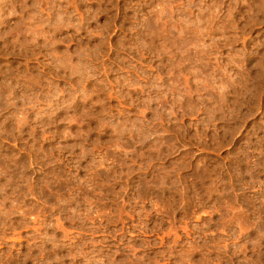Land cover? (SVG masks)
Returning <instances> with one entry per match:
<instances>
[{
    "label": "rangeland",
    "instance_id": "rangeland-1",
    "mask_svg": "<svg viewBox=\"0 0 264 264\" xmlns=\"http://www.w3.org/2000/svg\"><path fill=\"white\" fill-rule=\"evenodd\" d=\"M0 264H264V0H0Z\"/></svg>",
    "mask_w": 264,
    "mask_h": 264
}]
</instances>
